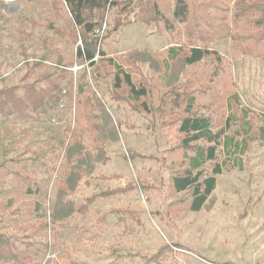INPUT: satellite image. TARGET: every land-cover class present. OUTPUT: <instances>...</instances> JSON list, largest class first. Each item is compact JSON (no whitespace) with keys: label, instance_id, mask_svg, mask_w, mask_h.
Masks as SVG:
<instances>
[{"label":"rangeland","instance_id":"1","mask_svg":"<svg viewBox=\"0 0 264 264\" xmlns=\"http://www.w3.org/2000/svg\"><path fill=\"white\" fill-rule=\"evenodd\" d=\"M114 17L111 10L100 30L110 32L102 49L114 58L144 52L133 77L146 86L147 112L141 100L114 96L112 75L93 79L75 64V46L60 33L70 19L51 0H0V90L18 86L20 94L54 79L73 93L40 118L0 114V242L27 250L36 264H264V61L229 38L209 45L219 60L186 66L166 52L178 36L132 16L115 28ZM232 32L242 43L249 29L237 23ZM58 55L69 58L64 79ZM85 81L100 99L89 132L75 127L73 106ZM186 113L224 132L216 160L203 166L210 173L219 163L221 173L197 212L191 190L176 192L171 181L192 155L177 130ZM87 198L86 212H77Z\"/></svg>","mask_w":264,"mask_h":264},{"label":"trees","instance_id":"2","mask_svg":"<svg viewBox=\"0 0 264 264\" xmlns=\"http://www.w3.org/2000/svg\"><path fill=\"white\" fill-rule=\"evenodd\" d=\"M58 12H65L70 19L68 28L60 33L75 46L74 62L91 68L90 76L103 77L112 75V92L118 99L139 102L138 108L147 112L145 103L147 90L145 84L134 78L133 74H140L138 64L142 62L144 52L129 50L117 57H109L102 49L104 35L100 33L102 25L106 23L107 14L115 13L113 25L115 28L123 26L128 17L150 24L154 23L171 36H178L180 43L174 37L167 45L168 57L175 62L189 66L200 63L207 57L219 60L217 51L210 49L213 41L233 39L239 52L243 55L264 61V0H51ZM232 2L233 13L230 15ZM245 24L249 33L242 43L234 39L232 25ZM156 58L161 53L155 52ZM56 64L58 76L67 78L68 72L64 64L69 59L57 56ZM164 66L166 61L159 62ZM63 65V66H62ZM11 86L0 90V114L6 118L27 120L41 116L57 109L64 97L71 99V89L64 90L54 79H47L44 84L30 83L21 87ZM73 106L75 111V127L86 131L92 129L93 112L100 99L92 91L88 81L75 88ZM134 105L133 103H131ZM134 105V106H136ZM188 112V110H185ZM263 126L258 129V135L264 138V116L261 117ZM177 130L182 134L181 147L192 152L184 154L188 167L182 168L171 176L173 188L176 192L191 190L189 209L200 211L215 188V176L221 173L222 166L215 163L210 173L204 171L207 161L216 160V145L223 138V130L211 131L212 124L209 117L188 114L178 117ZM174 121L173 123L176 124ZM74 128L71 129L69 142L75 138ZM205 141L212 145L199 146L196 143ZM86 203L76 210L85 213L92 202L87 198ZM25 251H18L14 244L0 242V260L8 264H36Z\"/></svg>","mask_w":264,"mask_h":264}]
</instances>
